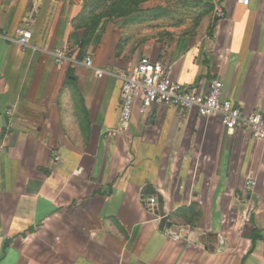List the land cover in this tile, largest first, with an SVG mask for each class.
Segmentation results:
<instances>
[{
  "label": "crops",
  "instance_id": "crops-1",
  "mask_svg": "<svg viewBox=\"0 0 264 264\" xmlns=\"http://www.w3.org/2000/svg\"><path fill=\"white\" fill-rule=\"evenodd\" d=\"M191 1L205 29L104 19L84 54L100 76L44 50L84 57L82 0H0V264H264V140L173 106L121 129L117 72L143 56L264 114V0Z\"/></svg>",
  "mask_w": 264,
  "mask_h": 264
},
{
  "label": "built area",
  "instance_id": "built-area-1",
  "mask_svg": "<svg viewBox=\"0 0 264 264\" xmlns=\"http://www.w3.org/2000/svg\"><path fill=\"white\" fill-rule=\"evenodd\" d=\"M239 1L246 6L251 3V0ZM216 14L218 17L224 16L222 6L217 5ZM33 26L34 18L31 17L27 24L16 28L14 37L10 39L23 48L29 47ZM44 50L51 52L60 66L74 62L95 69L100 76L107 72L96 66L91 55L77 59L61 48L49 49L45 46ZM117 76L122 83L121 129L127 128L137 108L141 114H148L158 106H173L182 111L196 110L200 117L219 116L229 133L242 130L255 140H264V114L260 111L248 113L232 99L224 97V85L220 79L210 81L205 87L195 88L174 79L168 64L147 56L141 57L134 66L118 71ZM8 114L12 115V112ZM110 133L115 135L118 130ZM0 148H3L1 139ZM53 155L55 160H60L59 155ZM255 184V180L249 179L247 190H252ZM150 202L156 203L154 198Z\"/></svg>",
  "mask_w": 264,
  "mask_h": 264
},
{
  "label": "rangeland",
  "instance_id": "rangeland-1",
  "mask_svg": "<svg viewBox=\"0 0 264 264\" xmlns=\"http://www.w3.org/2000/svg\"><path fill=\"white\" fill-rule=\"evenodd\" d=\"M85 9L89 11L87 14L86 22L90 21V27H92V18L96 15H104V19L116 20V24H125L124 20L129 19L131 12H143L147 18H152L149 22H140L139 25H145L148 30H156L161 25V22L157 21L156 15L165 14L164 23L162 26L165 28H174V24L180 23L183 27H189V25L198 24V28L205 29L207 21L204 20V16L198 14L195 8L194 2L191 0H84ZM95 11V13H94ZM94 13V14H93ZM111 14V15H109ZM154 17V18H153ZM85 20L80 21L84 23ZM119 20V21H118ZM176 21V22H175ZM128 21H126L127 23ZM137 24V23H134ZM121 26V25H120ZM198 29V30H199ZM155 60V59H153ZM134 118V114L132 120ZM56 154V153H55Z\"/></svg>",
  "mask_w": 264,
  "mask_h": 264
},
{
  "label": "trees",
  "instance_id": "trees-1",
  "mask_svg": "<svg viewBox=\"0 0 264 264\" xmlns=\"http://www.w3.org/2000/svg\"><path fill=\"white\" fill-rule=\"evenodd\" d=\"M85 6H86L85 5V1L82 0V10L80 12V21L85 20L86 17H87V14H89V11H87L85 9ZM94 13H95V11H94ZM109 15H111V14H109ZM158 15L165 17V14H163V12L161 14H158ZM158 15H156L155 18ZM200 15H203V13H201ZM96 16L97 17L94 16L92 18V21H91L92 27H90V21L86 22V20H85L84 23H80V28H85L86 29L84 36L80 39V54H79L80 58H82L84 56L88 45L92 42V39L95 36V34H96V32H97V30H98V28L100 26V23L102 22V18H105L104 15H99L98 14ZM139 19H141L142 21H148L149 22L152 18L151 17L147 18L146 16H144L143 12L134 11V12H131V14L129 15V19H125V20L128 21V22H131V23H135V22L139 21ZM214 27H215V25H211L209 27L210 34L213 33ZM259 238H260V235L256 231L255 234L252 237V240H253L252 250H254V248L256 246V242H257V240Z\"/></svg>",
  "mask_w": 264,
  "mask_h": 264
}]
</instances>
